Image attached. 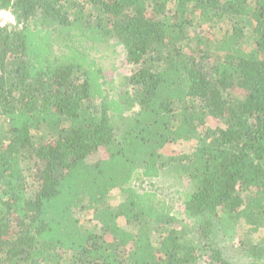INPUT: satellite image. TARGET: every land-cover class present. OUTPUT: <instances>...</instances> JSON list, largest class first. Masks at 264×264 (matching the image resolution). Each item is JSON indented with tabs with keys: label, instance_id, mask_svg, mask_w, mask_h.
Returning a JSON list of instances; mask_svg holds the SVG:
<instances>
[{
	"label": "trees",
	"instance_id": "trees-1",
	"mask_svg": "<svg viewBox=\"0 0 264 264\" xmlns=\"http://www.w3.org/2000/svg\"><path fill=\"white\" fill-rule=\"evenodd\" d=\"M3 10L0 264H264V0Z\"/></svg>",
	"mask_w": 264,
	"mask_h": 264
},
{
	"label": "rangeland",
	"instance_id": "rangeland-1",
	"mask_svg": "<svg viewBox=\"0 0 264 264\" xmlns=\"http://www.w3.org/2000/svg\"><path fill=\"white\" fill-rule=\"evenodd\" d=\"M11 12L9 10L0 11V22L1 24H10L11 22ZM13 17V16H12ZM119 49L115 47H108L104 50L95 51V56L98 60H100L104 65H106L108 70L109 79L114 78V74H118L123 70V67L120 66L117 69H114L116 65V59L120 58L122 54L115 53L118 52ZM105 54V55H104ZM126 72V71H125ZM117 83V81L115 80ZM192 143L190 141L181 142L177 145H171L174 148L179 149L182 152H187L191 149ZM173 171V170H172ZM170 169H166L161 177L155 179H149L141 183V187L145 189H156L160 193V198H164V200L170 202L173 213L177 214L179 218H183L184 215L181 213V210L178 206V201L176 202L177 196H182L180 193L184 191V181H181L180 178L176 176V173L172 172ZM122 199V195L118 193V191H114L111 199L109 200L111 204L115 205ZM84 217L89 216L88 214H82ZM264 235V232H262ZM262 235L260 234L259 239H262Z\"/></svg>",
	"mask_w": 264,
	"mask_h": 264
},
{
	"label": "built area",
	"instance_id": "built-area-1",
	"mask_svg": "<svg viewBox=\"0 0 264 264\" xmlns=\"http://www.w3.org/2000/svg\"><path fill=\"white\" fill-rule=\"evenodd\" d=\"M12 15V14H11ZM11 22L12 23H14L15 22V20H14V18L11 16Z\"/></svg>",
	"mask_w": 264,
	"mask_h": 264
}]
</instances>
